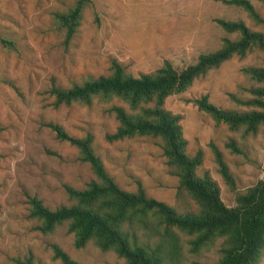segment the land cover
Masks as SVG:
<instances>
[{"label": "rangeland", "instance_id": "1", "mask_svg": "<svg viewBox=\"0 0 264 264\" xmlns=\"http://www.w3.org/2000/svg\"><path fill=\"white\" fill-rule=\"evenodd\" d=\"M74 35L64 41V33L54 14L71 8L75 0H0V38L13 44L0 45V264H18L31 258L32 264H60L52 259L56 245L78 264H121L113 252H102L91 242L73 247V237L65 226L43 234L39 223L28 217V200L39 199L50 210L68 206L64 186L83 189L94 178L89 167L78 161L77 150L59 141L47 124L60 125L74 137L90 134L94 154L101 160L116 185L134 192L137 182L145 195L175 208L195 211L185 193H177V179L168 175L158 141L133 137L107 142L117 122L109 112L112 99H93L88 106L72 103L54 108L51 85L62 88L106 75L112 61L136 77L157 69L168 61L176 70L193 64L198 55L216 50L224 32L214 19L242 21L264 33V24H255L240 8L219 0H89ZM260 17L264 5L248 0ZM264 67L263 54L251 51L243 59L231 58L218 68L195 79L182 93L171 95L164 108L179 115L185 151H202L198 176L207 172L219 188L226 207L235 206V197L264 178V125L254 135L231 131L198 111L192 101L206 96L220 109L244 110L231 95L245 98L243 88L251 82L241 69ZM233 140L241 153L225 144ZM211 143L221 153L232 178L231 186L217 172ZM138 243L153 247L157 238L135 231ZM178 250L174 264H215L222 239L190 249V236L176 232ZM256 264H264V247Z\"/></svg>", "mask_w": 264, "mask_h": 264}, {"label": "trees", "instance_id": "2", "mask_svg": "<svg viewBox=\"0 0 264 264\" xmlns=\"http://www.w3.org/2000/svg\"><path fill=\"white\" fill-rule=\"evenodd\" d=\"M221 3L240 8L255 24H264L248 0H219ZM264 5V0H255ZM89 0H75L73 6L54 18L68 41L76 32L84 8ZM224 32L233 34L232 39L223 38L220 46L209 53L198 55L196 61L176 70L170 62L136 77L127 73L115 61L109 72L80 84L62 88L51 85L48 93L53 97L54 108L72 103L90 105L93 99L103 102L117 100L120 105H111L109 112L117 122L115 131L106 134L107 142L133 137L157 140L168 175L177 179V193H185L196 205L195 211L178 212L175 208L145 195L140 184L134 192L120 189L107 174L101 160L94 154L90 134L83 137L68 135L57 124H47L54 137L77 150L78 161L88 165L94 176L83 189L64 186L68 206L54 210L31 197L28 200V217L35 219L37 230L52 233L65 226L66 233L73 237V247L83 248L91 242L102 252H113L122 259L121 264H174L178 250L176 232L190 236V249L197 251L222 239L219 259L215 264H256L264 247V178L245 193L235 197V206L226 207L219 197V188L207 172L198 176L196 169L202 160V151L193 155L185 151L179 115L172 114L163 106L171 95L184 92L191 83L208 71L218 68L231 58L243 59L251 51L263 54L264 33L249 29L240 21L214 19ZM3 49H13V44L0 38ZM251 82L243 88L245 98L230 96L244 110L220 109L201 96L192 101L198 111L206 114L215 123L225 124L231 131L254 135L264 125V67L248 66L241 69ZM225 146L234 153H241L233 140ZM217 172L231 186L232 178L221 153L209 143ZM140 230L157 238L153 247L138 243L135 231ZM52 259L60 264H78L56 245H51ZM18 264H32L26 258Z\"/></svg>", "mask_w": 264, "mask_h": 264}]
</instances>
